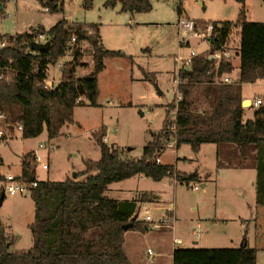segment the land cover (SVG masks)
Masks as SVG:
<instances>
[{"label":"trees","instance_id":"1","mask_svg":"<svg viewBox=\"0 0 264 264\" xmlns=\"http://www.w3.org/2000/svg\"><path fill=\"white\" fill-rule=\"evenodd\" d=\"M5 1L0 0L2 10ZM37 1L47 11L62 10L63 0ZM92 1L83 0V7L89 9ZM115 1L107 0L105 5L112 6ZM117 1L122 12L143 13L152 9L149 0ZM179 1L180 15L182 0ZM214 24H220V41L233 26L239 28L237 81L212 83L213 60L204 52L194 56L191 66L179 72L181 82L177 89L182 97L177 102L174 125L170 127L165 117L162 127L152 134L138 159L124 158L117 147L104 142V126L94 133L100 158L84 162L85 177L81 180L37 179L34 152L28 151L21 157L19 176L26 183L36 182L29 191L34 203V217L28 225L33 244L27 250L10 251L14 238L0 220V264H134L123 247L127 230L122 225L130 221L141 203L150 202L155 196L141 192L131 199H117L107 194L108 186L136 175L154 181L166 176L192 179L196 174L182 178L172 164L156 162L169 136L175 138V147L185 143L194 152L202 144H215L218 166L254 168L255 202L264 206V109L259 106L253 118L244 120L241 106L242 85L264 79V22L247 20L242 7L235 24L228 20L214 21ZM38 34L45 36L48 46L40 51L31 50V42ZM72 36L75 37L72 59L64 63L59 82L46 89L43 82L46 69L65 57ZM0 40L5 42L0 48V114L5 115L3 123L8 124L9 131L21 126L22 138L37 137L45 129L47 139H54L64 125L74 122V108L82 104L83 98L97 106V76L104 68V58L123 55L102 46L97 24H74L65 18L49 28L38 25L13 35L0 34ZM81 41L91 46L94 70L77 77L76 68L84 65L80 62ZM216 41L212 48L218 46L220 41ZM233 68V62L226 60L219 72H231ZM198 85L204 87L207 100V106L202 109L196 107L192 97ZM174 105L175 97L166 109ZM4 196L0 186V197ZM147 229L146 221L136 218L128 230ZM256 254V249L249 247L244 238L239 247H176L172 264H256Z\"/></svg>","mask_w":264,"mask_h":264},{"label":"rangeland","instance_id":"2","mask_svg":"<svg viewBox=\"0 0 264 264\" xmlns=\"http://www.w3.org/2000/svg\"><path fill=\"white\" fill-rule=\"evenodd\" d=\"M106 1L93 0L92 6L85 9L83 0H63L61 11H47L37 0H6L3 10L0 6V34L13 35L38 25L49 28L59 19L65 18L74 24H97L102 46L123 54L104 58L105 66L97 76V106L90 105L83 98L82 104L74 108V122L64 125L54 139H46L45 129L31 139L22 138L17 128L13 136V131L3 136L0 140V156L4 158L0 165L2 174H17L20 168L19 155L34 148L35 155L37 153L39 156V161L35 160V175L38 179L81 180L85 177L82 174L84 162L100 158L94 133L102 126L106 130L104 142L117 147L122 157L138 159L143 146L162 127L163 119L166 117L169 121L174 118L173 108H166L176 93V57L181 55L186 58L190 55V47L180 46L178 42L176 23L180 1L149 0L152 9L143 13L122 12L117 0L112 6H106ZM242 7L247 20L264 22L262 0L181 2L182 14L199 20L202 24L224 20L235 24ZM235 29L239 34V28L236 26ZM80 45V62L84 65L76 68L77 77L94 70L91 46L87 41H82ZM206 46L205 41H191V47L197 52ZM71 59L72 56H65L49 64L47 79L56 83L61 77L60 64L63 66ZM232 62L234 68L231 74L237 77L238 61L233 58ZM203 88L198 85L192 91L198 109L207 106ZM256 97L261 98L260 106L264 109V79L242 85L243 100H253ZM243 108L245 120L253 118L258 107ZM0 125L4 128V123ZM167 141H170L171 146L166 147L158 158L166 164H172L182 174V178L196 174L192 179H182L177 183V179L172 176H166L160 181L136 176L119 183L125 187L124 193H128L127 188L130 193L152 191L160 195V202L140 206L138 220L145 219V210L148 209L152 221L158 225L167 223L170 226L150 231L148 240L164 236V241L167 242L172 238L173 232L174 236L184 241L182 247H239L244 238L250 247L256 236L254 222L250 219L254 215L250 211V201H254V170H250V167L218 166L216 146L213 143L202 144L199 151L194 152L185 143L175 147L172 136ZM40 143L50 145V149L40 147ZM42 163L48 164L47 170L42 169ZM195 183L199 186L198 189L189 186ZM0 185L3 187L2 180ZM4 195L6 201L0 204V211L7 231L14 238L9 250H27L33 244L28 226V222L33 219L32 203L25 204L23 216L14 211V207L22 203L19 197L21 194L9 195L4 192ZM162 217L168 220L160 222ZM135 237L137 245H142L146 262H149L145 240L141 244L139 238ZM193 241L199 242L194 244ZM259 255L262 256L263 252Z\"/></svg>","mask_w":264,"mask_h":264},{"label":"built area","instance_id":"3","mask_svg":"<svg viewBox=\"0 0 264 264\" xmlns=\"http://www.w3.org/2000/svg\"><path fill=\"white\" fill-rule=\"evenodd\" d=\"M47 10V8H45ZM177 33H178V42L180 46H189V56L184 58L181 55H178L176 57L177 60V69H176V75L174 78V81L176 83V93L174 95L175 97V105L172 110H174V118L170 119V127H172L175 123V113L177 109V102L181 99L182 94L177 89L178 85L181 82V79L179 77V72L182 69H187L192 64V59L194 56L198 55L200 52H204L208 55L210 59L213 60V76H212V83H235L238 79V76H232L231 72L225 71V72H219V69L221 67V63L224 61H232L233 58L237 57L238 49H239V34L235 32V26H233L229 32L227 37L220 41L218 39L220 35V24L217 26L214 24V22L208 21L205 24L198 23L193 18L184 16L182 14L179 15L177 23ZM90 32L91 29L88 28ZM205 41L207 43V46L204 48H201L198 50V52L194 49V47H191V41ZM214 40L219 42L218 46H215V48H212V45L214 44ZM34 41L36 42H44L45 36L42 34H38ZM75 42V37H71L70 41L68 42V48L66 49L65 56H72L73 46ZM5 45L4 40H0V48ZM62 68L63 66L60 64L59 66ZM44 87L46 89H50L54 87V82L52 80L44 79ZM262 104V100L260 97H256L253 100H250V107H259ZM5 119V115L2 113L0 114V124L3 123ZM18 129H21V126H17ZM14 129V128H13ZM9 132L8 124H4V128L0 125V137L5 136ZM173 137V136H172ZM173 140L175 142V138L173 137ZM40 147L45 148L46 150L50 149V145L40 143ZM171 146L170 141H166L165 148ZM35 160L39 161V156L35 155ZM156 162H160L159 158L157 157ZM42 169L47 170L48 164L42 163L41 164ZM3 184V191L9 195H16V194H25L29 193L30 188L36 185V182H32L31 184L26 183L19 175L16 174H6L3 176L2 180ZM193 189H198L199 186L195 183L193 185H189ZM146 222H149L150 228H156L160 225L156 224L154 221H152V216L148 209L145 210V219ZM168 218H161L159 219L160 222H166ZM166 226H170L167 223H163ZM161 224V225H163ZM173 224L171 225V227ZM181 240L179 238H176L174 240V243L178 244ZM153 253L151 250L148 249V258L151 260L153 257Z\"/></svg>","mask_w":264,"mask_h":264},{"label":"crops","instance_id":"4","mask_svg":"<svg viewBox=\"0 0 264 264\" xmlns=\"http://www.w3.org/2000/svg\"><path fill=\"white\" fill-rule=\"evenodd\" d=\"M182 14V13H181ZM183 15V14H182ZM198 23H202L200 22L199 20H196ZM43 26V25H42ZM45 27V26H44ZM46 28V27H45ZM26 31V30H25ZM23 32V31H21ZM18 33V32H17ZM20 33V32H19ZM82 43V41L80 42ZM81 47V45H80ZM235 60L238 61V57H235L234 58ZM237 64H239V62H237ZM105 66V65H104ZM47 70V69H46ZM101 72V71H100ZM47 74V72H46ZM47 79V75H46V78ZM49 80V79H47ZM60 80V78H59ZM59 80L54 83V86L59 82ZM54 82V81H53ZM99 84V83H98ZM99 87V86H98ZM248 99V98H246ZM17 127H14L12 134L11 136L14 135L15 133V129ZM18 129V128H17ZM21 133V129H18ZM44 132V131H43ZM42 132V133H43ZM106 137V135H105ZM11 138V137H10ZM36 138V137H34ZM7 139V138H6ZM26 139H31V138H26ZM46 139H47V133H46ZM48 140V139H47ZM52 140V139H51ZM107 140V139H106ZM50 141V140H49ZM201 147V146H200ZM28 151H33L34 154L36 152V150L34 148H31L29 150H27L26 152ZM199 151V150H198ZM197 151V152H198ZM25 152V153H26ZM24 152H22L20 155H19V171L16 175H19L20 172H21V157L25 154ZM37 155V153H36ZM1 157V156H0ZM2 159V162L4 161V158L1 157ZM160 162L161 163H164L161 158H159ZM166 164V163H165ZM250 170H254V168H251L250 167ZM0 174L2 176H4V174L1 173L0 171ZM7 174H10V173H7ZM136 176H141V175H136ZM136 176H133V177H136ZM133 177H130L128 179H131ZM143 177V176H142ZM37 178V177H36ZM38 179V178H37ZM40 179V178H39ZM49 179V178H48ZM128 179H125V180H128ZM42 180V179H41ZM44 180V179H43ZM125 180H122V181H117V182H113L111 184H109L108 186V191H107V194L110 196V197H113V198H117V199H131L132 197H135L138 193H130L129 190L126 188V190L128 191V193H124L125 192V187L122 186V184L119 185V183L125 181ZM179 182V180H177V183ZM252 184L254 186V189H253V193H254V196H253V199L254 201H250V211H253L254 212V215H251L250 216V219L253 220L254 222V225H255V228H256V236H255V241L254 243H252L250 245V247H254L257 251V254H256V264H264V206L263 205H260V204H257L255 202V170H254V174H253V179H252ZM1 186V185H0ZM111 194H110V193ZM151 193L155 196V198L153 199L154 201H150V202H144V203H141L138 207V209L140 208V206H142L143 204H152V203H155V202H160L161 201V198H160V195H158L157 193H153L151 191ZM21 199H22V203H20L21 205H17L14 207V211L15 213L17 214H22L24 216V213H25V204H28L29 203H32L30 205H32L33 207V217H34V203H33V200L31 199L29 193H26V194H21L19 196ZM31 200L32 202H29L28 200ZM6 201V198L4 196L3 200H2V203L1 204H4V202ZM161 209L162 207L159 206ZM20 216V215H19ZM138 218V216H137ZM163 218V217H162ZM0 220L5 228V231L7 233H9L7 231V227L5 226V223L3 221V218H2V214H1V211H0ZM33 220V219H32ZM145 221V220H144ZM32 222V221H31ZM30 221L28 222V225L31 223ZM148 225H149V222H146ZM149 227V226H148ZM161 227H166L165 224L163 225H160L159 226V229ZM158 228V227H156ZM156 228H150L145 230V231H140V230H127L124 234V242H123V247H124V250L126 252V255L128 257V259L134 263V264H146V260H145V254L142 253V245H137V238L135 236H137L141 241L145 240V246H147V250H153L152 252H154V255L152 257V259L149 260V264H172V253H173V250L176 248V247H182V244L184 241L181 240V238L179 237H176L173 235V232H172V238H170L169 241L165 242L164 241V236L162 237H157L156 239H154L153 241H149L148 240V234L150 231H153V230H156ZM174 229V225L172 226V231ZM152 233V232H151ZM10 234V233H9ZM192 234H194V230L192 231ZM176 238H179L181 240L180 243L176 244L174 243V240ZM148 240V241H147ZM147 241V242H146ZM199 241H193L194 244H198ZM142 244V242H141ZM261 251L263 252V255L260 256L259 254L261 253ZM261 261V263H260Z\"/></svg>","mask_w":264,"mask_h":264},{"label":"water","instance_id":"5","mask_svg":"<svg viewBox=\"0 0 264 264\" xmlns=\"http://www.w3.org/2000/svg\"><path fill=\"white\" fill-rule=\"evenodd\" d=\"M48 46V43L47 42H36V41H33L31 42V50H36V51H40V50H44L46 49ZM241 106L242 107H249L250 106V100H243L242 103H241ZM76 174H74L75 176ZM203 186V184L201 185ZM2 197H0V204L2 203ZM138 211L139 209L137 210V212L131 217L130 221L124 225H122L123 229L124 230H128L131 225H132V222L137 218L138 216Z\"/></svg>","mask_w":264,"mask_h":264}]
</instances>
